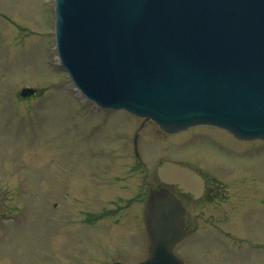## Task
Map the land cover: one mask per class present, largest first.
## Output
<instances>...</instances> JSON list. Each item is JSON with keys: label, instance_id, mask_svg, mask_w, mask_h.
Here are the masks:
<instances>
[{"label": "rangeland", "instance_id": "1", "mask_svg": "<svg viewBox=\"0 0 264 264\" xmlns=\"http://www.w3.org/2000/svg\"><path fill=\"white\" fill-rule=\"evenodd\" d=\"M50 1L0 0V214L16 213L13 221L0 216V264H103L119 250L122 256L123 251L130 252L122 260H136L146 251L147 236L144 230H136L135 216L126 214L125 221L112 224L106 213L94 211L125 208V195H134L131 190L139 186L142 176L145 196L150 184L156 183L157 162L166 157L210 168L212 175L222 178L219 184L230 202H246L243 211L264 213L263 141L239 140L212 126L162 136L154 124L145 122L143 134L152 135L140 142L147 166L136 172L131 164L123 166L131 160L125 146L133 134L126 112H106L82 97L75 99L71 80L58 66L51 67L57 57L51 44ZM24 85L37 87L39 94L20 97ZM19 180L27 187L25 198L23 185L14 192ZM80 184L89 190L80 189ZM66 189L72 195L61 198ZM98 197L113 200L114 207L102 200L94 207ZM55 199L60 200L59 208H54ZM128 204L134 206L133 201ZM224 206L219 208L225 212L220 215L233 217L235 206ZM200 209H196L201 214L197 229L188 240L195 251L190 264H221L225 260L217 241L222 236L203 222L212 209ZM87 213L94 215L89 223L84 220ZM261 219L256 217V221ZM68 223L74 228L69 236L65 226H58ZM222 226L236 236L247 234L229 221ZM263 238L264 230L253 242H264ZM73 247L78 248L71 251ZM79 247H84L82 255ZM254 253L259 257L251 255L247 261L238 258L233 263L260 264L261 251Z\"/></svg>", "mask_w": 264, "mask_h": 264}, {"label": "water", "instance_id": "2", "mask_svg": "<svg viewBox=\"0 0 264 264\" xmlns=\"http://www.w3.org/2000/svg\"><path fill=\"white\" fill-rule=\"evenodd\" d=\"M56 32L64 65L97 103L169 131L216 123L264 137V0H56ZM159 175L202 188L173 162ZM184 212L172 192H151L148 254L136 264H183L173 247Z\"/></svg>", "mask_w": 264, "mask_h": 264}]
</instances>
